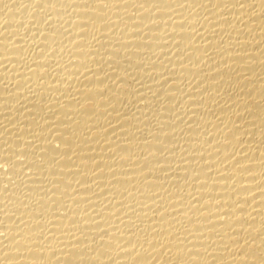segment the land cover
Wrapping results in <instances>:
<instances>
[{"label":"bare ground","instance_id":"6f19581e","mask_svg":"<svg viewBox=\"0 0 264 264\" xmlns=\"http://www.w3.org/2000/svg\"><path fill=\"white\" fill-rule=\"evenodd\" d=\"M0 264H264V0H0Z\"/></svg>","mask_w":264,"mask_h":264}]
</instances>
